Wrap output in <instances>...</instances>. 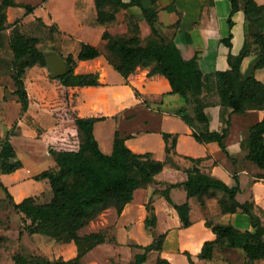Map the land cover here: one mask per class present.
<instances>
[{"label": "crops", "instance_id": "0c3cea01", "mask_svg": "<svg viewBox=\"0 0 264 264\" xmlns=\"http://www.w3.org/2000/svg\"><path fill=\"white\" fill-rule=\"evenodd\" d=\"M121 1L127 3L130 0ZM138 1L143 8H151L150 0ZM254 1L259 6L264 5V0ZM14 2L32 4L29 6L33 10L27 14L22 7L7 8V24L18 20L24 25L22 30L28 25L26 31L31 29L37 37L48 38L46 43L39 40L34 47L21 46L15 51L24 107L12 94L13 87L7 85L5 88L0 84V141L9 135L16 158L22 165L21 169L10 174L0 170V187L6 189L14 203L28 197L39 204L50 201V181H36L34 177L55 168L51 153L78 149L76 118H103L93 125L92 133L100 152L105 155L111 154L113 140L118 136L132 153H149L154 160L163 161L165 145L162 134L177 136V157L174 160L178 170L166 166L155 176L153 183L133 192L131 201L120 214L114 208H108L79 231L80 236L106 232V243L84 255L82 264H123V261L130 264L136 255L143 254L141 247L150 245L156 236L162 234L165 238L161 252H149L143 264H156L159 257L170 264H210L198 259L204 242L215 239L207 223L231 226L238 231L252 230L246 215L240 212L220 213L217 203L220 193L206 199L201 206L196 199H188L182 187H175L168 193L171 203L165 200L162 191L187 178L184 170L191 165L182 157L204 159L200 166L204 172L229 188L238 186L236 201L239 204L252 203L254 213L264 223V168L247 157L248 130L262 120L264 110L236 115L230 109L217 105L206 107L204 113L209 119L210 131L221 132L227 126L224 140L227 154L216 143L201 145L193 139L191 129L177 114L184 108L191 113V106L185 105L178 95L171 94L169 82L163 76L148 77L149 68H137L128 76L126 83L109 64H116L118 60L106 49L101 35L105 31L111 36L126 35L129 20L138 24L140 37L149 35L150 27L140 8L132 6L123 10L109 3L107 9L113 13L115 21L100 25L93 0ZM154 9L157 29L174 42L184 60L196 55L203 74L229 69V49L221 43L229 34L228 0H156ZM232 20L230 52L237 55L245 40L242 12H236ZM81 43L99 50L100 56L77 62L73 73L96 74L99 84L65 88L59 80L50 78L45 56L50 53L63 57L72 54L75 58ZM254 60L253 54L245 57L240 70L251 69ZM254 78L264 84V70H254ZM212 99L216 104L217 99ZM149 202L156 219V225L150 231L144 225L147 216L145 205ZM184 203L189 206L191 222L187 228L181 227L173 208ZM59 252L63 261L77 255L73 243L62 244ZM184 252L189 254L190 260L183 255ZM254 264H264V259Z\"/></svg>", "mask_w": 264, "mask_h": 264}, {"label": "trees", "instance_id": "16d2710c", "mask_svg": "<svg viewBox=\"0 0 264 264\" xmlns=\"http://www.w3.org/2000/svg\"><path fill=\"white\" fill-rule=\"evenodd\" d=\"M230 11L227 17L229 29L228 36L221 40L228 49V70L203 74L198 67V59L193 56L189 60L181 57L179 49L174 42L163 36L156 27V0H150L151 8H143L138 0L123 3L121 0H94L96 20L100 25H108L115 21V17L107 7L109 3L125 10L136 6L150 27L146 37H140L136 22L129 20L128 32L124 36H111L106 31L101 39L106 42V49L116 56L118 62H109L114 71L127 83V78L137 68H149L148 77L161 75L171 87V94L178 95L185 105L191 106V113L187 109H180L177 114L191 129L193 139L201 144L216 143L221 151L227 154L224 140L227 136V126L221 132L209 130V119L204 113L208 106H220L230 109L232 114L243 115L247 111L264 110V84L257 81L251 74L243 75L240 67L243 59L254 55L255 60L251 70H264V5H257L254 0H228ZM9 7H22L30 14L33 7L16 4L14 0H1L0 2V32L6 27V10ZM241 11L243 14V30L245 40L240 52L232 55L231 29L234 25L233 15ZM175 24L174 26H176ZM15 35V34H13ZM250 41V42H249ZM28 46H36L38 38H27ZM100 56L99 50L81 43L74 58L72 54L63 57L67 66L64 75L57 78L65 88L97 86L96 74L75 75L73 73L76 63L92 60ZM16 65V64H15ZM17 67V65H16ZM17 69V68H16ZM15 87L14 95L24 107L25 99L22 95L18 69L12 78ZM138 96V92L135 91ZM213 97L217 99L216 104ZM103 118H88L74 120L77 128L79 147L76 151L53 152L51 156L55 168L48 169L36 175V181L47 179L50 181L52 198L44 204H39L34 198L28 197L20 203H14L5 188H2L6 199L14 212L21 215L24 230L29 236L41 235L57 243H73L76 247L75 258L63 261L55 260L52 264H82L81 258L95 247L106 243V232L80 236L79 231L95 220L103 211L114 208L120 214L124 206L132 199L133 192L143 189L154 182V178L166 166L178 170L175 163L176 135L162 134L164 141L165 158L156 161L151 154H134L127 149L118 136L113 140L112 152L105 155L100 152L93 137V125ZM228 125V121L226 123ZM264 117L248 130L247 157L257 165L264 168ZM190 163L185 169L186 180L180 184L170 185L162 195L168 203V193L171 188L182 187L187 198H194L204 206L206 199L214 198L220 193L217 203L221 214H235L240 212L249 219L251 231H238L231 226L211 225L215 236L213 241L204 242L198 259L210 261L213 250L225 248L240 250L244 255V264H254L264 259V223L254 213V206L250 202L239 204L235 196L238 186L229 188L219 180L204 172L200 166L204 159L182 157ZM22 165L17 160L10 144L9 135L0 141V170L10 174ZM182 228L191 225L189 221V206L187 203L173 206ZM147 216L145 228L150 231L156 225L154 211L150 202L145 205ZM165 235L156 236L152 243L141 247L143 254L136 255L130 264H143L146 254L151 251L161 252ZM189 260V254L184 252ZM156 264H170L162 258H157Z\"/></svg>", "mask_w": 264, "mask_h": 264}, {"label": "rangeland", "instance_id": "374dc122", "mask_svg": "<svg viewBox=\"0 0 264 264\" xmlns=\"http://www.w3.org/2000/svg\"><path fill=\"white\" fill-rule=\"evenodd\" d=\"M18 1L35 3L38 0ZM207 1L211 2V0ZM23 26L17 20L13 24H6L0 32V84L5 88L7 85L13 87L14 91L12 78L17 72L15 51L27 45L25 43L27 38H38L43 43L48 41L47 36L37 37L31 29L26 31L28 25H25L27 27L22 30ZM49 50L56 51L54 48ZM250 72L254 76V71L249 68L245 72L241 71L243 75L250 74ZM24 226L21 215L14 212L0 187V264H52L55 260L63 258L59 252L61 243L41 235L29 236ZM96 256L99 261V251ZM208 262L210 264H244V255L240 250L216 247L213 250L212 259ZM123 264L126 263L123 261Z\"/></svg>", "mask_w": 264, "mask_h": 264}, {"label": "water", "instance_id": "95a60500", "mask_svg": "<svg viewBox=\"0 0 264 264\" xmlns=\"http://www.w3.org/2000/svg\"><path fill=\"white\" fill-rule=\"evenodd\" d=\"M45 60L51 79H57L66 73L67 66L56 53L48 54L45 56Z\"/></svg>", "mask_w": 264, "mask_h": 264}]
</instances>
